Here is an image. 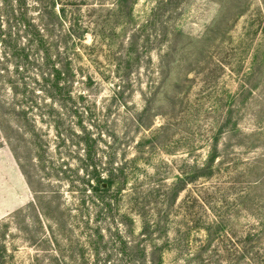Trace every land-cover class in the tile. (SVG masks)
<instances>
[{
	"label": "rangeland",
	"instance_id": "374dc122",
	"mask_svg": "<svg viewBox=\"0 0 264 264\" xmlns=\"http://www.w3.org/2000/svg\"><path fill=\"white\" fill-rule=\"evenodd\" d=\"M37 32L71 62L56 103L12 47ZM0 37V102L30 126L0 122L43 198L1 136L0 264H249L254 230L264 249V0H0ZM88 145L132 175L112 213L92 204Z\"/></svg>",
	"mask_w": 264,
	"mask_h": 264
},
{
	"label": "trees",
	"instance_id": "16d2710c",
	"mask_svg": "<svg viewBox=\"0 0 264 264\" xmlns=\"http://www.w3.org/2000/svg\"><path fill=\"white\" fill-rule=\"evenodd\" d=\"M19 23L24 27L26 26L23 22H19ZM34 36L35 39L29 42V45L31 47L25 48L22 45H20V47L18 48L17 43L15 46L12 47H14L15 50L17 51V55H18L17 57L20 58L21 60H24L26 64L31 65L33 68H35V70L38 72L36 73V76H39L44 80V82L46 83V87L48 86L47 87L49 92L48 96H50L52 101L54 103L59 102L58 100L62 101L63 100L61 99L62 96L64 95L69 96L71 92L70 90L71 76H72L71 62L65 60L64 61L65 65H63V68L60 69L59 65L53 62L52 57L49 55L50 48L48 47L49 46L48 42L45 41V39L41 36L40 32H37V34L36 35L34 34ZM0 40L2 44L6 43L11 45V43L7 42L5 39H3V37H0ZM34 46L36 48L35 50L37 51V54L40 53L46 54V56L41 58V61L43 62L42 64L36 59H34L33 61L30 60L33 58L29 53ZM14 93L17 96V93L16 92ZM0 110H2L1 112L3 113L2 115L7 114L8 116H13L14 118H16V120H18V122H20V124H16L15 130L17 131V133L24 131L25 127L23 124L26 123L27 121V110H28L26 105L17 102H14L9 105L7 102H0ZM28 123L29 122L27 121L26 126H28L29 128L30 125ZM32 130L35 131L34 129ZM1 136L2 139L11 148L12 153L16 158V161L20 167V170L24 175L26 182L34 195L35 202L31 204V206L39 210L38 205L40 204V200H42L43 198L39 197L40 193L33 189V183L31 182V177L29 173L25 170V167L22 164V160L19 157L18 151L20 150L21 146L19 144L18 147L17 146L13 147V143H12L13 141L11 137L6 133L3 123L0 122V137ZM18 140L23 141L24 139H22L21 137ZM87 148H88V153L86 155L85 165L82 170L88 179L87 187L93 196L92 204H94V206L99 209L101 214L104 213V211H108L109 213H112L115 211L114 207H118V204L122 200V198L128 197L127 195L123 197V192L128 191L129 193H133V194L135 193L136 189L134 188L130 189L128 186L129 182L132 180V175L129 173L126 165L124 164L119 165L113 160L104 163L97 158L98 156L93 146L88 145ZM212 160L213 158L211 159L209 165L203 166L202 170H199L204 172L205 178H209L210 176L213 175ZM151 192H153V190H151ZM177 193H175V196L177 195ZM81 202H82V206L86 205V200H81ZM123 218L124 219L128 218V214L127 216L125 214ZM213 224H216V222L212 221L211 223H209V225H213ZM115 228L117 231L118 227ZM151 228H152L151 225H147L146 228H144L143 230V234L145 236L152 235L153 230ZM260 235L261 234L259 232L255 233V230L254 232L249 231L247 234L243 235V238H246V240L244 239L241 241V239L243 238H240L239 243L236 244L237 246L243 243L244 244L247 243L249 244V246L251 245L250 246L251 250L246 251L249 253L250 256L249 264H264V255L260 254L264 252V249L261 248L262 239H260L261 238ZM114 236L115 238L119 239V241H115V242L117 243L119 242V244L122 245L121 251H124L125 253V250L129 249L130 242L124 240L119 232H117V234ZM144 250L145 249L143 247V251H142L143 257L146 256L144 255L145 254ZM159 260L161 261L160 257ZM118 262L119 264H136V262L134 263L133 259H130L129 261L118 259Z\"/></svg>",
	"mask_w": 264,
	"mask_h": 264
}]
</instances>
